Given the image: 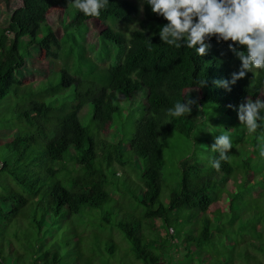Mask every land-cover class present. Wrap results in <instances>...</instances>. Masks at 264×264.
Listing matches in <instances>:
<instances>
[{
  "label": "trees",
  "instance_id": "1",
  "mask_svg": "<svg viewBox=\"0 0 264 264\" xmlns=\"http://www.w3.org/2000/svg\"><path fill=\"white\" fill-rule=\"evenodd\" d=\"M69 3L72 22L57 37L47 14ZM188 3L190 16L179 0H143L138 27L128 33L106 23L132 22L138 6L131 0H20L11 11L0 26L1 256L18 264H95L99 249L104 264L118 247L108 232L114 228L140 264H160L177 246L171 240L180 224L191 231L178 238L185 258L197 264H264V0ZM91 21L118 52L110 64L81 54L90 72L97 68L95 80H85L69 73L62 50ZM34 46L51 67L63 59L58 80L25 81ZM140 87L145 105L129 131L114 121L123 111L115 97ZM249 102L247 126L236 115ZM87 104L91 127L79 120ZM111 125L118 140L99 136ZM167 139L184 145L170 154L177 184L163 203ZM242 142L250 147L243 154L236 151ZM135 156L142 168H134ZM128 165L141 186L133 210L110 206L111 191L127 190L128 177L117 172ZM239 172L230 191L226 182ZM224 195L229 211L211 214Z\"/></svg>",
  "mask_w": 264,
  "mask_h": 264
},
{
  "label": "rangeland",
  "instance_id": "2",
  "mask_svg": "<svg viewBox=\"0 0 264 264\" xmlns=\"http://www.w3.org/2000/svg\"><path fill=\"white\" fill-rule=\"evenodd\" d=\"M138 6V11L135 14L134 20L130 22L129 24H125L124 22H117L115 25L111 24V21L109 20L106 25H111L112 27L119 29L125 33H128L131 29L137 28V20L141 18L142 16V3L143 0H131ZM18 2L20 0H0V26H4L8 20V17L11 13V11L17 6ZM180 6L187 12V14L190 16L192 14L191 7L188 3V0H179ZM75 4L69 3L66 8L61 7H55L51 9L47 14V21L51 25L54 34L57 37H60L62 35V31L64 27L70 26L73 16H74V10H75ZM99 24V23H97ZM98 27H94L93 21L88 22L82 30H73L72 34L75 35L76 42L72 45V49L69 50H62V54H70L69 58L72 62V66L69 67V73L77 78H83L85 80H95V75L93 72L97 69L96 67L93 69L92 72L88 69V63H91L90 61H87L85 58L80 57L81 54L86 53L88 56H90L94 62L96 63H105L110 64L115 62V53L118 52V49L115 45H113L108 39L102 38L99 36L100 25H97ZM103 26V25H101ZM128 29V30H126ZM46 28L43 25H41V28L37 34L38 37H42L45 33ZM148 32H153V29L149 28ZM80 45V46H79ZM44 49L41 50V53L39 54V47L34 46L33 48V57L31 59H28V63L26 68L23 70V76L25 81H32L34 83H39L43 81L48 75L50 77H54L56 80L60 77L59 68L63 65L62 58H59L60 60L56 61L55 65L52 67L49 65L48 59L44 55ZM70 52V53H69ZM100 57H104V62L99 61ZM81 59V60H80ZM99 69V68H98ZM48 77V78H50ZM47 82V81H45ZM189 94V95H188ZM186 99L188 103H192L193 100L196 99L195 94H193L191 91L186 93ZM116 104L123 110L121 114L115 113L114 121H118V126L120 127L125 123V126L129 131L133 129L132 122L134 119H138L141 114L143 107L145 105V90L144 88L140 87L136 92L132 94H124L122 92H117L115 97ZM252 104L249 102L246 106L243 107L240 111H238L236 117L240 119H246L247 126L250 122V119L247 120V112H250L252 109ZM195 113H197L195 108H192ZM127 111H129V117L127 114ZM134 111V113H133ZM121 117V118H120ZM91 118V106L87 104L84 106L82 110L79 112V120L82 125H90L92 126V123L90 122ZM227 120H222L223 123H226ZM201 124V123H199ZM130 135V133H129ZM100 137H106L108 140L115 141L120 138V132L117 126L111 125L106 130L99 133ZM4 141V139L2 140ZM167 139L166 141V149H165V157L167 159L164 171H163V177H164V184L161 186L160 196L159 199L161 202L166 203L168 199V194L172 188L176 186V180L171 178L172 172L171 168L173 167L174 160L170 159V154H176L179 152V146L180 144H183L184 140H172ZM184 145V144H183ZM123 147L125 149L128 148L127 143L123 144ZM247 148L249 147V144L247 142H242L238 144L236 147V151L238 153H244ZM174 157V155H173ZM174 159V158H173ZM135 161L138 162V164L134 163V168L143 167L145 162L144 159L141 157L135 156ZM172 160V161H171ZM133 164V163H132ZM259 164V163H258ZM126 172V173H125ZM117 174H121V180H127L129 184L127 185V190L125 193L119 194L115 191H111L112 197L114 201L110 204V206H116L118 204L123 205V209L125 210H133L136 202V197L138 198L140 196V181L139 178L135 176V174L132 171L131 166H126L124 170L118 171ZM252 178H254L257 174L252 173ZM241 173L239 172V176H237L236 181L233 179H229L226 182L227 188L230 191L236 190L237 183L241 181ZM129 187V190H128ZM260 186H255L254 191L260 190ZM136 209H138L136 207ZM220 211L223 213H227L229 211V200L224 195L222 198H219L216 202H214L210 207V213L214 214L215 212ZM123 214L122 211H120L117 216H121ZM182 220H184L182 216ZM175 233L173 232V228L168 229V235L173 234L176 237H173L171 240L173 243H177L176 247H172L169 251H164L162 254V259L160 264H197L195 262V259L191 260L188 258H185V249L183 248V244H181L180 241H178V238L182 236V234H185V232H191L189 229H186L184 231L183 227H180V224L174 225ZM111 233V236L113 240L116 242V245L118 246L115 254L113 256L107 257L105 259L104 264H140V262L135 259V257L131 254L129 250L128 243L121 238L120 233L115 230L114 228L111 229V231H108ZM160 235L165 236V230L162 228L160 230ZM167 235V236H168ZM178 236V237H177ZM97 238V237H96ZM95 238V239H96ZM98 241V239H97ZM97 246H94L96 248ZM219 248H222V244L219 245ZM97 250V258H94L93 261L95 264H101V255L99 249ZM209 258V255L203 257V262H207ZM0 264H18L13 258L9 256H1L0 255Z\"/></svg>",
  "mask_w": 264,
  "mask_h": 264
}]
</instances>
